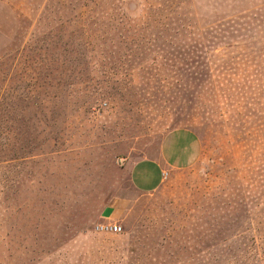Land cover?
<instances>
[{"label":"rangeland","instance_id":"rangeland-1","mask_svg":"<svg viewBox=\"0 0 264 264\" xmlns=\"http://www.w3.org/2000/svg\"><path fill=\"white\" fill-rule=\"evenodd\" d=\"M0 264H264V0H0Z\"/></svg>","mask_w":264,"mask_h":264},{"label":"crops","instance_id":"crops-1","mask_svg":"<svg viewBox=\"0 0 264 264\" xmlns=\"http://www.w3.org/2000/svg\"><path fill=\"white\" fill-rule=\"evenodd\" d=\"M201 150V140L194 130L173 128L164 135L152 156L137 159L128 166L129 182L141 194L152 193L162 185L167 173L194 165Z\"/></svg>","mask_w":264,"mask_h":264},{"label":"built area","instance_id":"built-area-1","mask_svg":"<svg viewBox=\"0 0 264 264\" xmlns=\"http://www.w3.org/2000/svg\"><path fill=\"white\" fill-rule=\"evenodd\" d=\"M94 230L98 233H119L122 227L117 222H101L94 226Z\"/></svg>","mask_w":264,"mask_h":264}]
</instances>
